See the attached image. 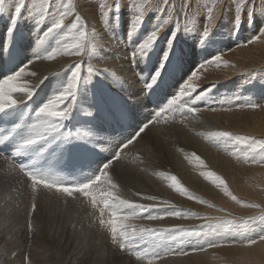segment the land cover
Segmentation results:
<instances>
[{
    "label": "rangeland",
    "instance_id": "rangeland-1",
    "mask_svg": "<svg viewBox=\"0 0 264 264\" xmlns=\"http://www.w3.org/2000/svg\"><path fill=\"white\" fill-rule=\"evenodd\" d=\"M84 1H85L84 5L90 7L92 10L94 9L97 12V13L95 12L97 15H99V16L101 15L99 10H98V7H99L100 3L104 2V0H102V1L101 0H84ZM107 1L109 2V3L108 2L107 3L110 5L121 3L124 7H123L122 13L120 15H118L115 18V20L105 21L102 17L101 18V24L99 27H97V28L91 27L92 31H94V30L99 31L96 33L97 34L96 38H98L99 41L103 42V43H101L98 40H96V46L98 47L97 52H99L100 51L99 48H101L103 51H105L103 53H106V51H107L106 57L110 56L111 54H113L117 57V54L114 52V50L117 49V46H116L117 43L121 47L122 46L124 47V45H122V44H124L126 42V45L128 44V47H129L127 49V51H125L126 54L128 52V56L125 55L126 57H128V61H126V64L128 65V63L129 64L131 63L129 60V59H131V57H129V56L132 52V48L134 46H136L135 41L137 39V35L135 34L134 37H129L127 35L126 29L128 26L129 11H130L127 8V5L133 4V3L138 4L141 2V0H107ZM190 1H191V3L188 4L187 10H186L187 16H185L184 14L180 13V8H181L182 4L184 3V0H169V2L171 4H174L175 8H176V12L174 13V22L178 18V23H179V28H180V33L178 35L179 44L185 43L183 45L187 46V47H184L182 44H180V45H178V47L182 51H187V49L190 50L193 54V57L191 60H193L195 57L200 58V59H202L201 57H204L203 59L206 58L208 60L213 55H217V54H221V53L223 54V56L225 55V58H227V57L229 59L233 58L232 57L233 55H230V54L233 51H235L236 48L237 49L243 48V47L251 44V43H248V41L252 40L255 36H257L259 34V31L261 28H264V23H263L264 22V12H262L261 2L257 3V2H253V0H247V2L245 3V9H247V12H248L247 18L243 20V22L240 24L241 26H239L235 31H233L232 13H233V5L236 3V0H227L228 2H230L228 5L229 8L228 7L225 8V15H221L217 18L218 19L217 21L219 24L215 21L216 25H214L212 28L211 42L206 43V44H198L196 33L191 32V31H187L186 26L188 28H191V25L195 24L197 29L202 28L203 23H204V18L206 15V11H207V8L209 6H206V4H208L206 1L204 2L203 5H200L199 3L195 4L196 0H190ZM57 2H58V0H53L54 4ZM6 4L12 5V4H14V0H6ZM249 5H253V7H249ZM147 7L149 9V13H148V16L146 18V23L141 28L139 33H143L144 31L147 32L148 30L151 29L153 24L159 22L160 16H162L164 14V13H161L159 11L160 7H164V12L168 11V9L165 6H163L162 0H149ZM27 8L30 9L31 4H28ZM190 8H192V9H190ZM34 16H35V13H29L26 9L24 12H22V19L18 23L17 28L22 29V28H24L25 25L33 24L34 29L36 28L35 29L36 32L39 33L40 30H42L44 27H46L45 25L47 22L41 21L38 24L39 25L38 26L36 24V21H34L35 20L33 18ZM0 19H1L0 21H4V19H5V21H7V19L9 21V13L7 12V14L5 13L3 16H0ZM72 19H73L72 17H69L65 21V23L69 24L72 21ZM83 21L86 22V20L84 18H83ZM97 26H98V24H97ZM109 27H110V29H109ZM171 27H172V23H170L168 26H165L164 30L161 32L162 36H164V34H165L164 38L162 36H160L163 39V42H161V44H163V48L165 47L164 39L166 38V34L168 32V29ZM114 32H115V34H114ZM66 33H67V31L64 32V35H67ZM101 33L106 37L102 36ZM112 34L115 37H112ZM143 34H145V33H143ZM117 36H118L119 40H118ZM59 38L63 39L64 37L61 36ZM115 39H116V41H114ZM130 39H131L132 43H134V45L131 43ZM159 39L157 41L156 47L158 46ZM105 40L112 41L111 45L108 44V41L106 44ZM233 40H235V41H233ZM195 44H196V46L197 45L198 46L196 47ZM221 44H222V46H221ZM107 45H109V47ZM200 45H201V48H199ZM241 45H244V46H241ZM212 49H213V51H212ZM109 51L111 52V54L108 53ZM210 55H211V57L209 58ZM85 56L87 58L89 55L86 54ZM106 57H103V59ZM89 58H90V56H89ZM153 58L155 59V57H153ZM91 59H92V57H91ZM125 60H127V58L123 59L122 62ZM86 62H87V64H89L88 60ZM195 62L192 63V65H191L192 68H194V66H196V64L197 65L200 64V62L198 63V61L196 63ZM81 63L83 64V68H82V72H81V79H82V81H88L89 75H88V70L86 69L87 66H85V62L82 61ZM123 63H125V62H123ZM154 64L143 65L144 73L143 74L140 73V74L142 76L145 75L147 78L141 77L140 75H138L140 71L139 72L136 71L134 73L135 76L141 80L142 79L147 80L149 77V73L151 71L152 65L154 66ZM212 65H214V64H212ZM92 66L96 69L98 67V66H94V65H92ZM173 66H174L173 69L176 71H180V73L178 75H176V77L171 78L172 79V82L170 83L171 86H175L178 83H180L181 81H183L184 79L188 78V76L182 71L183 68L181 65H180V67L177 68L175 66V62H174ZM105 68H103V69H105ZM197 69H199V68H197ZM98 70H100V69H98ZM174 70L171 69L169 77H166L167 81L170 77H172ZM237 74H236L237 79L233 76L232 78L227 80L228 85L218 86V87L215 86L216 87V89H215L214 85H209V83H205V84H201L199 86V90L197 92H203V90H205L207 88H211L210 93L216 92V94H218L220 96L219 97L220 100L218 98H215V101L218 104V106L220 107V109H223L224 107L225 108L231 107L232 110L235 108L233 110V112L238 111L237 112L238 114H241L244 111H246L243 114H241V115H245L246 117H247V115L253 114L254 116H256V118L258 116V117H262L264 119V110H263L264 109V105H263L264 104V96H263L264 95V66H259L256 69L253 68L251 71H250V69L249 70L246 69V71H242L241 73H237ZM68 75H69V72L67 74V77H68ZM241 75H242V78H241ZM261 75H262V77H260ZM100 77L101 76L91 77V79L88 81L89 89H90V86H91V88L95 85L97 86L99 81L102 79L106 82H109L108 81L109 79L107 78V74H105V76L103 75L102 76L103 78L101 77L102 79ZM240 78L243 81L240 82L239 81ZM261 83H262V85H261ZM241 84H243V85L246 84V85L241 86ZM141 85L143 86V89H144L143 83ZM252 85H253V87H252ZM246 86H248V87L246 88ZM248 88H250V89H248ZM237 89H238V91H237ZM234 91H236V92H234ZM248 91L250 93H248ZM247 93H248V96H250V98L249 97L246 98ZM146 95L148 97H151V95H149V94H146ZM233 95H235V96H233ZM244 95H246V96H244ZM251 95H252V97H251ZM214 97H218V96L216 95ZM234 97L237 101L234 99ZM236 97H241V98H236ZM224 98H227V99H224ZM242 98H243V100H242ZM253 98H255L256 100ZM106 99H109V98H106ZM228 99H232L233 101L230 102ZM247 99H249V100H247ZM251 99H253L254 101L253 100L250 101ZM228 101H229V103H228ZM240 101H241L240 104L236 103V102H240ZM242 101H243V103H242ZM232 102H233V104H232ZM249 102H254L257 104L259 103V105L262 102V104H261L262 106L257 108V109H249L247 107H241V104L244 105V104H247ZM160 107H162V105ZM75 113H76V109L73 110L74 117H75ZM82 116H78L79 120H85V118L87 120L92 119V118L84 116V115H82ZM181 116H183V115L182 114L176 115V119L180 117L179 122L174 121L175 123L169 128H168L169 125L167 123L164 124L165 123L164 121L158 122L159 124H161V127H159V128L162 131L160 133L162 134L161 137L164 138V141L166 140L165 142L164 141L163 142H164V146L167 148L169 147V142L167 141V139L169 138L168 136H170V134L172 132H175L176 129L180 133L189 137V133H191L190 131L194 130L197 126L200 128L201 126L207 125V121L204 122L203 118L198 117L196 120L197 122H196L195 126L193 127L190 124L189 117H186L187 120L184 123H182L183 122L182 120H185V119L181 118ZM77 120L78 119L75 117L72 121L66 122V124H67L66 131L71 130L73 127L77 126V124H76ZM117 124H119V123L117 122ZM162 124L166 125L167 127L166 126L164 127ZM164 128L167 130L165 131ZM182 131H184V132H182ZM230 133H232L234 136L239 134L238 135L239 137H250L251 136L250 138H255L257 140L264 138V135L257 136V138H256L253 136V134H251V135L249 134L250 136H247L248 135L247 133L240 134V132H239L237 134L233 131H231ZM262 136H263V138H260ZM175 141H180V140H175ZM132 145L133 146L129 145L128 150H130L131 147H134L135 142ZM226 145H227V147L229 145L235 146L237 148L239 147V150H241L239 153V156L243 155V152H242L243 145L240 146V144H237L235 141H232ZM53 146L55 147V144L48 146L47 149L51 148ZM97 146L98 147H96V152L100 151L99 153H103V152H101V149L105 148V145L102 143V144L97 145ZM150 148L152 149V151H151L152 153L150 152V156L145 160L144 165H146V166H144L145 169L142 173L143 179H145L144 181L147 183L144 182V184L139 186L140 182H137L135 185L136 187L132 186V188H131L129 185L118 180V178H116V176H113L112 177L113 182L118 185L117 189H113L116 194H118L123 199L129 200V201H132L135 203L151 206L153 215L154 214L157 215L158 214L157 211H159V209H161V211H163V214L159 213L158 215H164L165 213L176 210V211H180L181 213L192 214L193 216H212V217H220L223 220L233 221V223H232V225H230L229 229L227 231H224L223 229L213 230L207 226L209 224H213V225L216 224V221H205V220L196 219V218L179 219V218H175L173 216L165 215L164 219L158 220L156 223H152V225H150V226H147L146 224L143 223V220H149L146 218L145 219L133 218V219L128 220L127 223L129 225L135 226L137 230H139V229H174V228H184V229L188 230L187 233H178L176 235L175 239L172 238L171 233H163L164 239L163 240L158 239L159 247H157L155 249V251H157V252L171 251L175 254H171V255L163 256L162 258L155 259L152 261V264H178V260H180L178 258H180V257L181 258H183V257L184 258H191V257H195V256H203L205 254L206 250L205 251H197L196 249L200 245L206 246V241L209 240V237L212 240L221 241L223 244L225 243L223 247H216L213 249L208 248L212 252H213V250L215 251L218 249H223L226 251V252L225 251H218L219 253L218 252L211 253L210 254L211 257H214L216 255V257H214V262L220 260V262H222V263L232 264V262H229V259H230L229 256L225 253H229V251H232L230 249L238 246L239 244L240 245L238 247L243 246V248H244V247H246V240L248 238H255V237H258L260 234H264V206H263L264 205V177H263L264 176V165H261L258 163L257 164L245 163L244 161H242V159H238L237 155H235L236 157L233 156L232 159H229L232 162V165L230 166L231 170L229 171V173H224L220 168L213 169L208 164L205 165L206 168H203L204 169L203 170V169L197 168V165L199 167V164H197L195 166L194 165L195 163H194L193 165L196 167L194 169H196V170L198 169L199 171H202V172H199L197 170L200 173L199 174L194 169L191 170L194 174L193 177L194 178L198 177V178H196V180H202V182H203V185L200 188H197L196 185H191V186L186 185L182 179L181 173L189 175L190 166L183 168V166L176 159V157L172 153V151L170 152V154H172L173 158H171L170 156L168 157L169 154L161 156L159 153V149L156 147L154 148V147L150 146ZM115 149L116 148L110 149V152L107 153L108 156L106 155L103 158L104 161H106V158H111L113 151ZM125 151H127V149H124V151L121 153L122 158L124 156H127ZM55 153H56V155H60V153L56 150H55ZM234 157L236 159H234ZM185 160H187L189 162L188 159H185ZM236 160H237V162H236ZM127 161H129V163H130V160H127ZM241 161L243 163H241ZM175 162H176V164H175ZM198 163H200V162L198 161ZM236 164H238V165L236 166ZM149 166H151V167H149ZM250 167L253 169H251ZM94 168H95V165H93L91 169H94ZM225 169H226V167L224 168V171H225ZM205 170H206V172H205ZM207 170H209L208 173L212 171V173L214 172L217 176H220L221 178L227 177L226 179L224 178L223 180L225 181V183L227 182L226 184H227L229 192L231 194H233L235 197H237V199L239 201H241L242 203H237L236 201L232 200L230 195H226L224 193V191L222 190L223 186L217 187L216 184L212 183L210 178H208L206 180L205 176H203L202 173H207ZM225 172H227V169ZM219 173H221V174H219ZM244 175H247V176H244ZM169 176H175L177 178V180H179L180 184L185 189H187V191L193 197H197L202 201H206L207 205H205L203 203H199L195 199H188L187 197L178 193L172 187H170V189H169V185L172 183L171 180L166 178ZM200 177H201V179H199ZM246 178L250 179V181L249 182L245 181ZM236 179L241 180V184H242L241 187L242 188H244L245 184L248 185L247 188H245L246 189L245 195L250 202L246 200V197L245 198H239L238 194L240 195L242 188L239 190V193H237V189L233 185L234 184L233 181H235ZM21 182L17 178L15 181V180H11V179L7 178L6 176H3L0 174V264H63V263H65V264H149V260L147 258L138 261L134 255L130 254V252L128 250L117 251L116 249H119V248L115 249L113 246L109 247V245L111 244V236H110L109 230L106 229L107 228L106 226H101L99 224V219H98L99 211H98V209H94L92 207L90 201L88 199L84 198L82 195L77 194L76 195L77 197H75V198L66 197V196L60 197L61 195L55 194L54 191H53L54 193H51L48 190H44L42 187L37 193L34 194L32 192L31 185L25 184L22 187L23 182L22 183ZM102 184H103V182H102ZM102 184L95 186V188H94V191L96 192L98 199L102 198L101 190L98 191L99 186L102 189ZM125 186H127L129 188L126 190L125 188H127V187H125ZM107 187H109L108 189H110V185H108ZM132 189H134V190L132 191ZM165 189L168 190L169 192L172 189L171 191L173 193H171V192L167 193L168 191H165ZM129 190H131L132 193ZM200 190H201L202 194L200 193ZM204 190H206V191H204ZM127 191H129V192H127ZM242 191L244 192V189H242ZM137 192L141 195L145 194L144 196L156 197L157 200L154 201V200L141 199V196L137 195ZM203 192L204 193H206V192L211 193L212 195H207L210 197V199L206 195H204ZM259 192H261V193H259ZM249 194H251V195L249 196ZM34 195H35V203L37 205L35 213H33L31 211V204L33 202V196ZM213 197L214 198L216 197V198L214 199ZM217 197H219V198H217ZM221 198L223 201L224 200L227 201V203L221 202L225 206L224 205L222 206L220 204V202L218 201ZM171 200L174 202H172ZM161 201H166L167 203H160ZM82 202L85 204H88V205L90 204L89 206L91 208H89L88 212H85L84 214L78 215L77 208L79 205L83 204ZM253 202H257L258 204L253 203ZM171 204L173 206L169 207ZM242 204L259 205V207L258 208L250 207L249 208V207L242 206ZM208 205H214V207H210ZM100 206L102 207V205H100ZM221 209H222V211H220ZM126 210H124V212L128 211V210L127 211ZM82 212H84V211H82ZM104 219L105 220L109 219V214L107 211L105 212ZM179 222H181V224H178ZM29 223H31V228L29 227ZM217 231L219 234H217ZM104 232L107 233L109 236L106 235V236H104L105 238L103 237V239H102L101 236H103L102 234ZM105 233H104V235H105ZM95 235H98V236H95ZM220 235H222L223 237ZM222 238H223V240H221ZM170 242H172V246L169 245ZM102 244L105 247H103ZM229 244H232V246ZM233 244H235V245H233ZM263 244H264V242L263 243L261 242L259 244L260 246L256 244L253 247L256 248L255 246H257V248H260V247H262ZM253 247H248L249 250H247V251L252 250ZM149 250L151 251L152 249L150 248ZM180 252H187L188 255H180L179 254ZM248 260L249 259H247V258H241L240 264H251L250 261H248ZM252 260H253V262L256 260L254 258V256L252 257ZM233 264H235V263H233Z\"/></svg>",
    "mask_w": 264,
    "mask_h": 264
},
{
    "label": "snow or ice",
    "instance_id": "snow-or-ice-1",
    "mask_svg": "<svg viewBox=\"0 0 264 264\" xmlns=\"http://www.w3.org/2000/svg\"><path fill=\"white\" fill-rule=\"evenodd\" d=\"M149 0H141L140 3L129 4L127 8L129 11L128 26L126 29L129 37H134L138 34L141 28L146 23L149 9L147 7ZM223 0H214L213 4L207 8L204 23L202 28L197 29L196 25H191V28L186 26L187 31L195 32L198 44L210 43L212 39V28L219 14V5ZM247 0H236L233 6L232 26L235 31L244 19L247 18V9L244 5ZM190 0H184L180 8V13L187 16V7ZM31 4L28 9L27 5ZM163 6L168 11L164 12V7H160L159 11L164 13L159 18V22L153 24L148 30L143 39L136 44L130 54V62L135 64L138 62H151L155 57V64L151 68L149 78L144 83V92L149 95H154L164 83V77L168 75L169 70L175 66L178 68L183 62L184 53L179 49L178 35L180 33L178 18L174 22V13L176 8L169 0H162ZM121 3L108 4L107 0L99 4L98 10L105 21L115 20L123 11ZM253 7V5H249ZM262 12H264V0H261ZM14 9V10H13ZM27 9L29 13H35L33 17L38 25L41 21H46L44 27L37 35L35 40L36 51L33 52L31 58L19 59L14 47V42H9L6 49L3 43H0V114L8 116H19L24 118L23 110L17 113V109L21 104L27 100H32L35 95L34 90L29 89L26 85H20L17 81L24 76L25 70L29 64L40 60L54 61L61 56H78L83 57L86 54L92 58H96L97 46L96 36L94 31H89L87 23L83 21V17L78 14L77 4L74 0H58L53 3V0H14V4H6V0H0V16L6 12L9 13L8 27L6 29L7 37H14L17 31V26L22 19V12ZM72 17V21L66 24L65 21ZM172 23V27L168 29L166 38L164 40L165 47L158 49L156 47L157 41L161 36V32L165 26ZM65 30L67 35H64ZM63 36V39L59 37ZM261 36H264V28H261L259 34L255 36L248 43L259 41ZM53 38L55 39L54 47H41L46 45ZM244 46V45H241ZM13 64V67L8 72L2 71L5 60ZM214 64L216 67H234L223 61V54L213 55L210 59L197 65V68H204L205 64ZM83 64L77 61L74 65L69 66L68 77L58 83L56 89L45 98L31 113L28 114L27 124H16L12 130L0 137V140L8 141L14 146L15 153L21 155L35 156L36 158L43 157L44 152L48 146L55 144V150L60 153L61 158L67 157L69 160L84 159L87 160L96 154V146L101 142L99 133L103 131L101 125L107 121H116L122 123L127 120L130 115L131 99L121 96L118 99H106L103 96L98 101L89 105L94 108L95 112H86V115L92 119L78 124L71 130L66 131V122L72 121L75 117L73 110L78 103V98H87L91 89L88 87V81H82L81 72ZM10 73V74H9ZM107 74L113 83H119L117 74L105 68L102 71L94 68L91 63L88 64L89 80L91 77L103 76ZM34 75V73H33ZM47 79V77H45ZM197 79L196 70H192L183 86L179 88V93L168 101L167 106L160 107L158 111L153 113L154 118L143 122L137 127L136 131L126 140L117 145L113 151L111 158H106L107 162L98 165L95 169H89L90 175L82 173L76 182L66 183L53 174L51 168H38L34 164L28 165L20 163L18 169L20 172L31 181V189L35 194L41 187L44 190L54 191L56 194L66 197L75 198L77 194L82 195L88 199L94 209L99 211V224L106 226L110 231L111 240L121 250H128L130 254L134 255L139 260L148 259L149 264L152 261L163 256L175 254L171 251L157 252L155 249L159 247L158 239L163 240V233H171L172 238L175 239L178 233H187L188 230L184 228L174 229H139L135 226L129 225L128 220L133 218L161 220L165 215L173 216L175 218H196L205 221H216V224L207 225L210 229L227 231L232 225L233 221L223 220L220 217L212 216H193L188 213H181L180 211H170L164 215H153L151 206L135 203L121 198L113 191H107L103 194L101 199H98L95 186L101 182L110 185L112 189H117L118 185L113 182L111 176L108 174V169L112 167L114 161L120 160L121 153L127 149L129 145L141 137L150 126L159 121L167 122V113L172 110V106L176 105L184 97H190V100H184L181 105L187 113L197 114L202 111L201 108L194 105L203 99L211 88L197 92V86L194 81ZM42 82V81H41ZM22 94L20 99L14 98L15 94ZM196 93V95H193ZM251 109H257L261 105L249 102L241 105ZM209 111H217L216 108H210ZM222 111H231L230 108L220 109ZM211 139L220 144H228L235 141L237 144L243 145L242 159L245 163L264 165V139H255L250 137H238L227 131H216L211 133ZM195 159L203 165L200 157ZM205 178H210L212 183L217 187L223 186V191L226 195H230L232 200L237 203H242L232 195L228 187L220 176L215 173H202ZM172 183L169 187L174 188L178 193L187 197L188 199H195L199 203L207 205L206 201H202L197 197H193L187 189H185L175 176L166 177ZM141 199L157 200L153 196H144L139 193ZM160 203H167L161 201ZM102 205V207L100 206ZM214 207V205H208ZM244 207L258 208L259 205L242 204ZM35 195L31 204V211H36ZM127 209V212L124 210ZM108 212L109 219L105 220V212ZM222 211V209L220 210ZM146 214V215H145ZM31 228V223H29ZM217 234L218 231H217ZM260 242H264V234H260L255 238H248L246 246L252 247ZM221 241L209 239L205 245H200L196 250L205 251L207 248L223 247ZM152 249L151 251L149 249ZM180 255H188L187 252H180Z\"/></svg>",
    "mask_w": 264,
    "mask_h": 264
},
{
    "label": "bare ground",
    "instance_id": "bare-ground-1",
    "mask_svg": "<svg viewBox=\"0 0 264 264\" xmlns=\"http://www.w3.org/2000/svg\"><path fill=\"white\" fill-rule=\"evenodd\" d=\"M205 1L208 3V4L205 3L206 6H211L213 4V2H214V0H196L195 4L199 3L200 5H203ZM74 2L77 4V9H78L79 15H81L86 20V23H87V26H88L90 32L92 31L91 27L97 28V27L100 26L101 18H102L101 15L100 16L97 15L96 14L97 12L94 9L92 10L90 7L84 5V3H85L84 0H74ZM253 2L260 3L261 0H253ZM190 3H191V1H190ZM229 3L230 2H228L227 0H223V2L220 3L218 17L221 16V15H225V8L228 7ZM244 7H245V5H244ZM192 8H190V9H192ZM6 14H7V12H6ZM217 20L218 19H216V22L218 23ZM97 24H98V26H97ZM214 25H216V24H214ZM7 27H8V19H7V21H5V19H4V21H0V43H3L5 45V47H6V49H7L8 46H9V42L10 41L14 42V47H15V50H16V52L18 54V58L19 59H24L26 57L27 58H31L33 52L37 50V48L35 47V40H36L37 35L40 32L39 33L36 32V30H35L36 28L34 29L33 24H29V25H25L24 28H22V29L21 28H17V31L14 34V37H7L6 36ZM109 29H110V27H109ZM94 32L97 33L99 31L94 30ZM143 33H146V32L144 31ZM143 33L136 34L137 35V39L135 41L136 42L135 45L137 43H139V41H141L143 39V37L145 35ZM114 34H115V32H114ZM102 36H104V35L102 34ZM104 37H106V36H104ZM112 37H115V36H113V34H112ZM162 37L164 38L165 34ZM162 37H160V39H159L158 46H157L158 49H163V44H161V42H163ZM117 38H118V36H117ZM55 39L56 38H53L46 45L41 46V47H54L55 46ZM96 40H98V38H96ZM118 40H119V38H118ZM107 41H108V44L111 45L112 41L105 40L106 44H107ZM114 41H116V39ZM130 41H131V39H130ZM233 41H235V40H233ZM99 42H101V41H99ZM101 43H103V42H101ZM131 43H132V41H131ZM132 44L134 45V43H132ZM180 44H182V43H180ZM183 44H185V43H183ZM122 45H124V47L123 46L121 47L117 43V45H116L117 49L114 50V52L117 54L118 58L115 55L111 54L110 51L108 53L111 54V55L106 57L107 51H106V53H103L105 51H103L101 48H99L100 51L96 53V58H92V59H91V57L89 58V56L87 58H86V56H83V57L61 56V57H58L54 61L40 60V61H37L35 63L29 64V67L25 70L26 74L24 76H22L17 81L18 84L26 85L29 89L34 90V92H35V95L33 96L32 100H27L25 98V103L21 104L19 106V108L16 110L17 113H19L21 110H23L24 118L21 119L19 116H8V115L1 114L2 118H4V119L10 118L16 124H22V125L23 124H27L28 123V119H27L28 114L31 113L32 110L35 107H37L43 100H45V98L47 96H49L56 89V87H57L59 82L64 81L67 78L69 66L74 65L77 61L85 62V66H87L86 67L87 70H88V64L86 62L87 60L92 65L98 66L97 69L103 70V68L106 67L110 71H114L117 74V77L119 79V83H113L111 78H109L108 76H107V78L109 79L108 80L109 82H106V81H104L102 79L103 77L101 76L102 78L101 77L100 78L103 81L100 80L99 83L97 84V86L95 85L92 88L90 86L91 91H89V93L87 95V98L86 99L82 98V97L78 98V103H77V105H76V107L74 109H76L75 117L78 119L76 121V124L78 125V124H81V123H84V122L88 121L86 118H85V120H79L78 116H82V115L87 116L86 112H88V111H92L94 113L95 109L94 108H90L89 105L93 104L95 101H98L101 98V96H103L104 98H109V99H118L121 96L131 99V107L129 109L130 115H129L128 119L125 121V124L129 126V129L125 127V130H127V131L124 132V134H125L124 136L119 138V137L115 136V133H113L112 127H113L114 123H117L116 121H107V122H104L101 125V127L103 128V131H101L99 133L101 142L98 145L103 143L105 145V148L101 149V152H103V153H99L100 152L99 151V152H96L95 155H93L94 157H96V163L95 164H97V165H95V168L98 165H102V163L107 162V160L104 161L103 158L107 155L108 152H110V149L116 148L117 145L120 144L122 141H126L136 131L137 127L140 126L143 122H147L149 119H153L154 118L153 113L158 111L161 105H162V107L167 106L168 101L171 100L174 96L178 95L179 88L182 87L183 86V82L187 80V79H184L183 81H181L177 85L171 86L170 85V83L172 82L171 78L176 77V75H178L180 73V71L174 70L173 69L174 66H173L171 68L172 70H174V72L172 74V77H170L168 79V81H167L166 77H169L170 71H171V69H170L168 75L164 77L163 85L159 89L156 90L154 95H151V97H148L146 95L148 93L143 91V86L141 85L142 83L144 85L145 81H147L148 79L147 80L146 79L145 80L144 79L141 80L138 77H136L134 73L136 71L137 72L140 71L138 75H140L141 77L147 78L145 75L142 76L140 74V73H142V74L144 73L143 65L154 64L155 63V59L152 58L151 62H138V63H135V64H133V63L129 64L127 62L128 63V65H127L126 61H128V57H126L125 55L128 56V52L126 54L125 51H127V49L129 47H128V44L126 45V42L124 44H122ZM107 46L109 47V45H107ZM183 46L187 47L186 45H183ZM195 46H196V44H195ZM221 46H222V44H221ZM134 47L132 48V50L134 49ZM199 48H201V45H200ZM97 49H98V47H97ZM212 51H213V49H212ZM183 53H184L183 62L181 64V66L183 68L182 71L189 77L190 72L192 70H196L197 79L194 81V83L197 86V91L199 90V86L201 84H205V83H209V85H214V87L215 86H217V87L218 86H224V85H228L227 84V80L232 78L233 76L237 79V77H236L237 73H241L242 71H246V69H248V70L250 69V71H251L253 68L256 69L259 66H264V36H261L259 41L251 43V44H249V45H247V46H245L243 48H238V49L236 48V50L233 51L230 54V55H233L232 56L233 58L229 59L228 57L225 58V55L223 56V61L227 62L229 65H234V67H223V66L216 67L215 65L207 63V64H205V67L202 68V69H200V68L197 69V67H196L197 64H196V66H194V68H192L191 65H192L193 62H195V61L197 62L198 61V63L199 62L202 63V62L206 61L207 59L206 58L203 59L204 57H201L202 59L195 57L193 60H191L192 57H193V54L188 49H187V51H183ZM103 57H106V58L103 59ZM125 57L127 58V60L123 61V62H125V63H123L122 60L126 59ZM210 57H211V55L209 56V58ZM12 67H13V64L8 63L7 59H6L2 71L8 72V70L10 68H12ZM152 67H153V65H152ZM33 73H34V75H33ZM45 77H47V79H45ZM260 77H262V75ZM3 78L4 77H0V80H2ZM241 78H242V75H241ZM240 79H239L240 82L243 81L242 79L241 80ZM245 85L241 84V86H245ZM261 85H262V83H261ZM247 87L248 86H246V88ZM252 87H253V85H252ZM215 89H216V87H215ZM248 89H250V88H248ZM237 91H238V89H237ZM234 92H236V91H234ZM248 93H250V92L248 91ZM248 93L246 94L247 95L246 98H248V97L250 98V96H248ZM193 95H196V93H193ZM216 95L218 97H214ZM246 95H244V96H246ZM21 96H22V94L17 93V94H15L14 98L20 99ZM233 96H235V95H233ZM219 97L220 96L218 94H216V92L207 93V95L203 99L200 100L202 103L200 101H198L197 104L194 105L195 107H199V108L202 109V111H200L197 114L187 113L184 110V108L181 107V105L184 103V100H190L191 99L190 97L182 98L180 101H178V103L176 105L172 106V110L169 113H167L168 119H167L166 123L169 125L168 128L171 127L175 123L174 121H178L179 122V118L180 117L176 119V115H178V114H182L183 116H181V118L185 119V120H182L183 121L182 123H184L187 120L186 117H189L190 124H191V126L194 127L196 122H197L196 120L199 117V118H203L204 122L207 121V125L206 126H201L200 128L197 126L194 130L190 131L191 133H189V137L184 135V134H182V133H180L176 129L175 132H172L170 134V136H168L169 138L167 139V141L169 142V147L167 148V147L164 146V142L166 140L164 141V138L161 137L162 134L160 132L162 130H160V128H159V127H161V124L155 123V124L151 125L149 130H147L144 134L141 135V137L139 139H137L135 141L134 147H131L130 150H128V148H127V151H125L127 156H124L123 158H121L118 161H114V163L112 164V167L110 169H108V174L111 176V178L113 176H116V178H118V180H120L123 183L129 185L131 188H132V186H135L137 182H140V184L139 183L138 184H139V186H141L145 182L144 181L145 179H143V174H142L144 169H145L144 166H146V165H144L145 164V160L150 156V152L152 151L150 146H152L154 148L155 147L158 148L159 149V153H160L161 156L169 154L168 157L170 156L171 158H173L172 154H170V152L172 151V153L175 155L176 159L180 162V164L183 166V168H186V167L190 166L189 175L181 173L182 179H183V181H184V183L186 185H189V186L196 185L197 188H200L203 185L202 180H196V178H198V177L194 178L193 177L194 174L191 171L192 169L196 168L195 166L197 164H199V167L197 165V168H200V169L206 168L205 165L208 164L213 169L220 168L224 173H229V171L231 170L230 166L232 165V162L229 159H232L233 156H235V155L239 156V153H240L241 150H239V147L237 148L235 146H230V145L227 147V145H225V144H220L219 142H214L213 139L210 138L211 137V133L216 132V131H227V132L233 131V132H235L237 134L239 132H240V134L247 133L248 134V135L246 134L247 136H250L251 134H253V136L257 138V136L264 135V119L262 117H258V116L256 118V116H254L253 114L252 115H247V117H246L245 115H241V114H243L246 111H244L241 114H238L237 113L238 111L237 112H233V110L235 108L232 110L231 107H229L231 109V111H221L220 107L218 106V104L215 101V98L219 99ZM251 97H252V95H251ZM227 98H224V99H227ZM236 98H241V97H236ZM234 99H235V97H234ZM253 99H255V98H253ZM253 99H251L250 101H252ZM228 100L230 102L233 101L232 99H228ZM242 100H243V98H242ZM247 100H249V99H247ZM229 101H228V103H229ZM236 103L240 104L241 101L240 102H236ZM242 103H243V101H242ZM232 104H233V102H232ZM261 104H262V102H261ZM210 108H216L217 111H209L208 109H210ZM249 109H251V108H249ZM87 117H89V116H87ZM90 118H92V117H90ZM166 123H164V124H166ZM123 125L124 124H121V126H123ZM163 126L165 127L166 125H163ZM166 130L167 129H165V131ZM182 132H184V131H182ZM238 135H236V136H238ZM260 138H263V136L260 137ZM175 140H180V141H175ZM131 146H133V145H131ZM240 146H242V145H240ZM96 147H98V146H96ZM196 156L200 157V160L202 159L203 165L198 163V161L195 159ZM235 157H234V159H236ZM185 159H188L189 162L187 160H185ZM127 160H130L131 164ZM242 161H241V163H243ZM236 162H237V160H236ZM175 164H176V162H175ZM18 165L19 164L16 161H14L12 159H9V158H4V157L0 156V174L1 175L6 176L7 178H9L11 180H15V181H16V178H17L18 180H20V182L21 181L23 182V183L21 182L22 183V187L25 184L26 185H31V181L28 178H25L20 173V171L18 169ZM237 165L238 164H236V166ZM149 167H151V166H149ZM223 167L224 168L226 167L227 172H225L226 169L224 171ZM251 169H253V168H251ZM194 170L197 171L198 169L197 170L194 169ZM198 171H197V173L202 172V171H199V172ZM208 171L209 170H207V173H208ZM205 172H206V170H205ZM211 173H212V171H211ZM221 173H219V174H221ZM203 176H205V175H203ZM244 176H247V175H244ZM199 179H201V177ZM207 179L208 178H206V180ZM245 181L249 182L250 179L246 178ZM233 182H234V184L233 183L232 184L236 187L237 193H239V190L242 188L241 187V185H242L241 184V180H239V179L237 180L236 179ZM145 183H147V182H145ZM100 184H102V182ZM100 184H98V185H100ZM107 186H108L107 184L103 183L102 184V189L100 188V186L98 187V191L101 190V196H103V194L106 193L107 191H113L114 192V190L111 187H110V189H108L109 187H107ZM247 186L248 185L245 184L244 188H242V189H244V192L241 189L240 195L238 194L239 198H245L246 197V195H245L246 194V192H245L246 189L245 188H247ZM125 187H127V186H125ZM128 188L129 187H127L125 189L127 190ZM169 189H170V187H169ZM133 190L134 189H132V191ZM171 190H170V192L173 193ZM129 191L131 192V190H129ZM129 191H127V192H129ZM165 191H168V190L165 189ZM204 191H206V190H204ZM49 192L54 193L53 191H49ZM170 192L168 191L167 193H170ZM200 193H201V190H200ZM259 193H261V192H259ZM204 195L207 196V195H212V194L209 193V192H206V193H204ZM250 195L251 194H249V196ZM60 197H63V196H60ZM207 197L210 199L209 196H207ZM217 198H219V197H217ZM246 200L249 201L247 199V197H246ZM218 201L220 202V204L222 206L224 205L222 203H227V201L226 200L223 201L222 198L220 200H218ZM172 202H174V201H172ZM253 203L258 204L257 202H253ZM89 205L85 204V203L79 205L78 208H77L78 215H81V214H84L85 212H88L89 208H91ZM172 206L173 205L171 204L169 207H172ZM82 211H84V212H82ZM157 212H158V214L159 213L163 214V211H161V209H159V211H157ZM157 221L158 220H143V223L146 224L147 226H150V225H152V223H156ZM178 224H181V222H179ZM106 229H108V228H106ZM104 233L102 234L103 236H101L102 239H103L104 236L108 235L107 233H105V235H104ZM95 236H98V235H95ZM220 236H222V235H220ZM209 239H210V237H209ZM221 240H223V238ZM259 244H257V245H259ZM169 245L172 246V242H170ZM229 245L232 246V244H229ZM233 245H235V244H233ZM110 246H113L115 249L119 248L117 246V244H114L112 242V240H111V244L109 245V247ZM238 246L233 247L232 249H230L232 251H229V253H225L230 258L229 262H232V264L233 263L240 264L241 258H247V259H249L248 261H250L251 264H264V244L260 248H257V246H255L256 248H254L252 246L253 249L250 250V251H247V250H249V248L247 246L244 247V248H243V246L242 247H238ZM103 247H105V246L103 245ZM116 250L119 251L121 249L119 248V249H116ZM218 251H225V250H223V249H218V250H215V251L213 250V252H218ZM213 252L210 251L207 248V250H206V252H205V254L203 256H195V257H191V258H184V257L181 258L180 257V258H178V259H180V260H178V264H225V263L220 262V260L214 262V257H216V255L214 257L210 256V254L213 253ZM253 256L256 259L254 262L252 260ZM63 264H65V263H63ZM228 264H230V263H228Z\"/></svg>",
    "mask_w": 264,
    "mask_h": 264
}]
</instances>
